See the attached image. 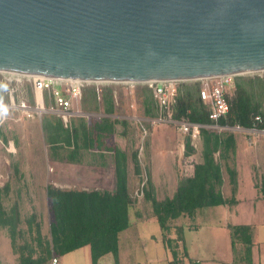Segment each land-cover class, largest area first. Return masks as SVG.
Returning a JSON list of instances; mask_svg holds the SVG:
<instances>
[{
	"label": "water",
	"instance_id": "water-1",
	"mask_svg": "<svg viewBox=\"0 0 264 264\" xmlns=\"http://www.w3.org/2000/svg\"><path fill=\"white\" fill-rule=\"evenodd\" d=\"M0 72L139 84L264 72V0H0Z\"/></svg>",
	"mask_w": 264,
	"mask_h": 264
},
{
	"label": "trees",
	"instance_id": "trees-1",
	"mask_svg": "<svg viewBox=\"0 0 264 264\" xmlns=\"http://www.w3.org/2000/svg\"><path fill=\"white\" fill-rule=\"evenodd\" d=\"M201 87V81H185L179 84L178 96L172 107L174 120L187 119L192 123L206 126L217 125L229 128L240 127L247 130H264V77L243 79L237 83L235 92L227 95L230 105L229 113L217 122H213L209 118L211 105L200 99ZM106 91L108 92L107 96L111 97L112 92ZM92 93L90 92V96L96 99L95 91L94 94ZM139 95L143 97L142 104L145 115L153 118L158 117L160 110L153 89L143 87ZM107 96L106 99L103 98L104 102L107 101L106 104L110 106L106 112H110L113 101ZM16 98L18 101L25 99L31 105L34 104L32 93L22 85L17 87ZM0 101L4 104L9 101L7 88L1 83ZM107 128V125L98 126L97 130L102 131ZM42 129L49 148L55 149L56 152L64 148L62 143L67 145L75 139L73 124H68L65 127L61 119L56 116L43 117ZM98 134L100 135V132ZM0 137L5 145H9L10 142L2 135L1 126ZM199 140L203 146V162L194 166L193 176L183 181L173 198L158 200L151 182H148L143 189L146 200L152 204L153 214L161 229L163 244L167 252L171 253L169 264H185L183 259L187 256L185 227L176 224L178 219L182 217L194 218L204 208L236 203L235 198L225 199L222 193L225 172L226 182L230 185L234 196L237 190L236 132L226 129L203 128ZM187 150L188 154L195 151L190 140L187 143ZM116 153L118 161L116 163L117 189L115 191L48 188L47 196L54 218L50 224V240L42 237L39 226L36 225L37 237L33 238V242L25 241L24 246L18 244V238L24 237L23 230L20 228V212L16 205L9 210L4 205L9 185L0 188V229L8 230L13 249L19 254L20 264H46L52 257L62 256L86 246L90 247L93 263L109 253L118 258L119 235L130 227L129 211L130 207L134 205V199L128 188L126 156L120 151ZM132 159L137 161V152L133 153ZM252 169L255 188L264 200V160L261 164L253 163ZM29 229L30 233L34 232L32 227ZM228 229L233 246L239 245L238 249L239 247L243 248L246 260L249 261L253 245L252 227L230 225Z\"/></svg>",
	"mask_w": 264,
	"mask_h": 264
},
{
	"label": "crops",
	"instance_id": "crops-1",
	"mask_svg": "<svg viewBox=\"0 0 264 264\" xmlns=\"http://www.w3.org/2000/svg\"><path fill=\"white\" fill-rule=\"evenodd\" d=\"M254 77L256 76L251 75V73L235 76L228 94H233L235 92L236 84L241 80ZM94 84L96 83H88L83 88L81 99L78 102H75L74 112H71L68 115L67 122L60 114H58L57 117L61 119L65 127H67L68 124H73L75 127V139L67 145L62 143L64 148L59 149L58 152H56L55 149H50V154L45 156L44 159L41 157V159L38 158V162L42 163V165L44 163L51 167L53 165L52 173H50V171L48 172L47 167L45 168L44 166L45 169L42 172V178L47 179L51 177L54 178V176L58 177L64 172L70 170L75 182L78 183L76 186H81L80 188L75 187V189L78 188L77 190L82 191L96 190L113 192L117 189L116 163L118 161V156L116 152L120 151L126 156V177L128 180L129 193L132 197L136 194L133 190L134 179L144 178L145 181H143V188L140 190L141 193L144 191V186L148 184V182H151L154 194L158 200L163 201L173 198L182 186L183 181L186 178L193 176L194 166L203 162L202 142L199 140L194 143L189 136L179 133L171 124L158 122L160 112H158V117L153 118L145 115L144 107L142 108V111L141 108H138V110L140 109V112H143L141 119L139 118V120H146L147 122L151 121L153 124L157 125V128L149 130L146 126H143L139 120L137 121L136 124L140 125L139 127L141 128V131L145 134L147 139L142 145V149L144 148L145 154L147 155L142 157V155L135 150L134 152H137V161H134L132 159L134 152L130 153L131 140H129V128L130 125H133L136 122L132 123V121L137 118L130 115L131 110H129V107L136 110L135 107L137 104L133 106L128 104L129 94L122 92L121 90V87H125L122 86L126 85L125 83H100V87H96ZM29 89H31L34 98L35 94L33 87L30 86ZM106 90L112 92V96L110 95L111 97L107 96L108 92ZM94 91L96 99L90 96V92H93L92 94H94ZM121 94L123 96H121ZM106 96L107 98H112L113 101V107L110 112H106V109H110V106L106 104L107 101L104 102L103 97L106 99ZM9 103L10 101H8V104ZM33 105H35V101ZM124 111H126L125 114ZM8 112L17 114L18 121L23 119L20 117L18 111L11 108L3 110L2 107V110L0 111V126L6 120ZM44 114L49 113L45 112L41 116L35 115L33 118L24 120L31 121L34 118L42 120V117L45 116ZM104 124L107 125L108 128L102 130L105 131L102 133V131L97 130V127H104ZM205 128L223 130L212 126H207ZM231 131H234L237 134L235 159L236 171L238 172V185L234 196L230 185L226 182V172L224 173V186L222 188L223 196L225 199L229 200L235 198L236 203L221 205L223 206V212L221 213L222 220L220 218L215 222L217 224L215 225V228H218L222 234L218 233V230L215 234L218 235L216 237L224 236L222 240L226 244V252L218 251V254L224 256L225 260L222 261H225L226 264H229V262L230 264H264V244L260 245V243H263L264 241H259L261 240L263 235L262 232L264 231V200L255 188L254 172L252 169L253 163H260L264 160V137L254 136L253 134L255 131L247 129H244V131ZM99 132L100 135L98 134ZM189 140L191 146H194L195 148V151L190 154H188L187 150V143ZM12 143L9 145L15 147L14 143ZM11 153L13 154L14 151ZM23 159L20 161V164ZM49 187L53 186H46L44 190V195L47 200H49L47 196ZM53 188L63 189L64 187ZM63 190L67 189L64 188ZM143 196L145 198V195ZM133 206L130 207L129 211L130 227L132 221L137 222L141 219L140 217H137L140 219H136L135 216L132 217ZM215 208L216 207L204 208L200 210L194 218L182 217L177 220L178 222L176 221V224L185 227L184 237L187 247V256L183 259L185 264H221L216 261L209 262L201 259L200 253L203 250L201 242L197 243L196 241L195 243V238H199L201 232L204 233L208 230L209 223L207 220L212 213L213 216H215V211L212 212V209ZM228 218L230 220H228ZM149 219L157 221L154 214L151 215ZM197 219L203 222L196 223L195 221ZM230 225L252 227L253 245L249 261L248 259L246 260L245 250L243 248L239 247L238 249L237 247L239 245H236L235 247L233 246L230 231L228 229V226ZM186 231L192 233L191 243L188 238H186ZM204 241L206 242V239H204ZM78 251H83L82 255L87 259V263L89 264L91 259V250L89 246L77 249L62 256L64 258L69 255H74L75 259L77 256L76 252ZM215 254H217V252ZM55 257L58 258L60 264L61 258H59V256ZM169 257L167 258L168 262L170 260ZM52 258L49 259L46 264H50ZM16 259H18V257L14 256V261L11 264H18ZM7 263L10 262L7 261ZM0 264L2 263L0 262Z\"/></svg>",
	"mask_w": 264,
	"mask_h": 264
},
{
	"label": "rangeland",
	"instance_id": "rangeland-1",
	"mask_svg": "<svg viewBox=\"0 0 264 264\" xmlns=\"http://www.w3.org/2000/svg\"><path fill=\"white\" fill-rule=\"evenodd\" d=\"M251 75L264 77V72L251 73ZM1 76L2 74H0V79ZM21 85L26 87V90L30 93L32 92L31 89H29L30 86H32L31 82L27 81ZM94 85H96V87H100L101 84L96 83ZM122 86H125V89L121 87L122 92L129 94L128 104L132 106L137 104L135 107L136 110L129 107V110H131L130 115L137 118L132 121V123L136 122L133 125H130L129 128V140H131L130 153L137 150L143 157L147 154H145L144 148L142 149V145L147 139L145 134L141 131V128L139 127L140 125L136 124L139 118L141 119L143 114V112H140V109L138 110V108H141L142 111V108L144 107L142 104L143 97L139 95V92L143 87H151L147 83L137 84L134 86L126 84ZM121 96L123 95L121 94ZM33 101H36L35 95ZM6 104L0 101V111L2 110V106H5ZM125 113L126 111H124V114ZM7 114L6 120L1 124L2 135L5 136L10 143L13 142L15 147L5 145L0 137V188L9 185V192L4 199V205L8 210L16 205V207H18V211L20 212V228L23 230L24 237L18 238V244L24 246L25 241L29 243L33 242V238L37 237L36 225L39 226V231L42 237L46 240H50V224L54 221V218L51 211L50 201L47 200L44 195L45 187L51 185L53 187L62 186L66 189H75V187L80 188L81 186H76L78 183L75 182L70 170L64 172L58 177L54 176V178L51 177L47 179L42 178V172L46 167L48 172L50 171V173H52L53 171V165L51 167L48 164L44 163L42 165V163L38 162V158L41 157L44 159V157L51 152L45 141V134L42 131V120L34 118L31 121L24 119L18 121L17 114L11 112H8ZM44 115L58 116L57 113ZM45 116L43 117L45 118ZM139 121L149 130L157 128V125L153 124L151 121ZM13 151L14 153L12 154L11 152ZM22 159L23 161L20 164ZM231 164L233 163L231 162ZM143 181H145L144 178L134 179L133 184V190L136 194L133 196L134 209L132 210V217L135 216L136 219H141L137 222L132 221L131 227H128L127 230L119 235V257L117 258L114 254L109 253L99 259L96 263H93L91 258L89 264H169L167 258L171 255V253H167L163 244L160 226L157 221L149 219V217L153 215L151 202L145 200L143 196L144 192L141 193L140 191L143 188ZM213 211H215L216 214L213 216L212 213L207 220L209 223L208 230L204 233L201 232L199 234V238H195V243L196 241L197 243L201 242L203 249L200 253L201 259L209 262L216 261L217 263L226 264L225 261H222L225 260L224 256L218 254V251L226 252V244L222 240L224 236L216 237L218 235L215 234V232L219 231L218 228H215V225H217L215 222L220 218L222 220L221 213L223 212V206H217L215 209H212V212ZM228 220L230 219L228 218ZM29 221H31V224ZM195 222L202 223L203 221L197 219ZM29 227H32L34 230L33 233H30ZM218 233L221 232L219 231ZM262 233V238L259 241H264V231ZM185 235L191 243L192 233L186 231ZM204 239H206V242ZM10 240L8 230L1 228L0 262L2 264H11L14 261V256H17L18 259L16 260L18 264H20L19 254L14 251ZM261 244H264V242L260 243V245ZM34 245H36V242H34ZM82 252L83 251L76 252L77 256L75 259L74 255H69L64 258L63 256H59V258H61L60 264H88L87 259L83 257ZM216 252L217 254H215ZM7 261L10 263H7Z\"/></svg>",
	"mask_w": 264,
	"mask_h": 264
},
{
	"label": "built area",
	"instance_id": "built-area-1",
	"mask_svg": "<svg viewBox=\"0 0 264 264\" xmlns=\"http://www.w3.org/2000/svg\"><path fill=\"white\" fill-rule=\"evenodd\" d=\"M0 83L4 84L8 91L10 103L2 106L14 109L20 113L23 119L33 118L35 115H42L45 112L60 114L67 122L68 115L74 112L75 102L81 99L83 88L89 83L77 80L52 79L43 76H29L12 73H1ZM235 76H222L211 79L199 80L202 83L200 89V99L211 105L209 114L210 120L217 122L227 116L230 105L227 99L228 91L231 88ZM31 82L35 94V105H31L27 100H16L17 87L22 83ZM185 81H158L147 83L153 89L154 97L158 103L160 116L158 122H166L176 128V130L187 135L195 143L199 141L202 129L207 127L199 123H192L187 119L174 120L172 118V107L178 96L179 84ZM131 86L139 83H125ZM60 87V88H59ZM78 111V110H76ZM212 127L220 129H231L244 131L240 127ZM255 131L254 136H264V130ZM254 138V137H253ZM251 142V141H250ZM252 143V142H251ZM50 264H59L57 257H53Z\"/></svg>",
	"mask_w": 264,
	"mask_h": 264
}]
</instances>
